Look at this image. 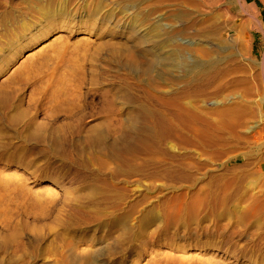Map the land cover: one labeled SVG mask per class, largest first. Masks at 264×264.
Listing matches in <instances>:
<instances>
[{
    "label": "rangeland",
    "instance_id": "1",
    "mask_svg": "<svg viewBox=\"0 0 264 264\" xmlns=\"http://www.w3.org/2000/svg\"><path fill=\"white\" fill-rule=\"evenodd\" d=\"M126 3L0 0V264H264V33L179 78Z\"/></svg>",
    "mask_w": 264,
    "mask_h": 264
},
{
    "label": "bare ground",
    "instance_id": "2",
    "mask_svg": "<svg viewBox=\"0 0 264 264\" xmlns=\"http://www.w3.org/2000/svg\"><path fill=\"white\" fill-rule=\"evenodd\" d=\"M260 1L261 7L256 1H254L253 6L250 5L248 0H174V20L176 21L174 26L179 27L178 31L181 33L191 34L186 39L177 36L178 31L175 29L174 34H171L170 31H167L169 34H164L163 30L165 29L160 19L145 25L139 22L143 20L137 19L136 13H132L131 20H134L132 22L133 27L143 28L139 37L140 41L148 42V45L153 47L155 45H159L160 48L171 47L169 50L170 58L173 57L174 59V71L180 74L179 78L194 79L210 72L218 63L226 60L225 58L228 56L226 52L231 48H237V46L247 47V59L254 60V32L264 33V0ZM134 4L135 0H127V3L121 6L122 11L134 7ZM40 9L42 10L43 6ZM221 12L228 15L230 21H221L222 19L219 18ZM239 14L244 17L239 24V28L242 26L243 29H237ZM9 18L12 20L11 15ZM166 27L170 28L171 26L167 25ZM246 29L247 33L244 31ZM225 32H228L229 35L224 36ZM16 35L17 33L13 31L12 36ZM45 36L43 32L30 34L31 41L29 44L24 45L22 43V47L14 51L9 58L12 60L21 53V50L29 47L30 43H33V38H36L38 42ZM22 40L23 37L21 36H19L18 41L13 37H8L4 44L5 47L12 48ZM186 44L189 46H206L207 49L200 52L201 57H190L187 47H185ZM213 48L216 49L215 58L209 55L213 52ZM263 49L264 47L262 51H264ZM157 51L156 49L153 51L156 61L157 59L160 60ZM1 52L2 48L0 47V60L2 59ZM223 53L225 55H222ZM259 61L264 74V52L260 54ZM55 190L54 186L47 188L48 192H55Z\"/></svg>",
    "mask_w": 264,
    "mask_h": 264
}]
</instances>
